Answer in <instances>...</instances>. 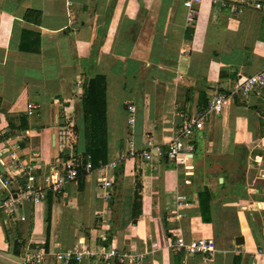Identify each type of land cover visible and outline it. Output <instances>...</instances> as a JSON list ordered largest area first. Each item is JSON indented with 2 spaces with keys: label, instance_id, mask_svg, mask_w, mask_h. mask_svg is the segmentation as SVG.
Instances as JSON below:
<instances>
[{
  "label": "crops",
  "instance_id": "0c3cea01",
  "mask_svg": "<svg viewBox=\"0 0 264 264\" xmlns=\"http://www.w3.org/2000/svg\"><path fill=\"white\" fill-rule=\"evenodd\" d=\"M263 67L264 10L232 14L202 0L187 24L182 0H0V147L17 146L40 173L69 157L95 168L123 155L107 199L92 171L79 188L73 182L36 204L22 200V221L0 212V264L39 247L41 264H58L53 255L79 237L90 249L138 258L83 254L67 264H264V89L228 99L204 121L190 136V167L154 150L173 136L177 112L202 109ZM98 77L104 120L94 136L82 91ZM29 102L37 107L28 115ZM102 144L92 162L87 150ZM7 171L0 165L1 177ZM19 180L0 188V200ZM177 236L212 238L216 250L207 259L186 252L172 245Z\"/></svg>",
  "mask_w": 264,
  "mask_h": 264
},
{
  "label": "built area",
  "instance_id": "2783aa9c",
  "mask_svg": "<svg viewBox=\"0 0 264 264\" xmlns=\"http://www.w3.org/2000/svg\"><path fill=\"white\" fill-rule=\"evenodd\" d=\"M202 0H182V5L186 8V23L191 24L196 15L197 6ZM212 4L217 3L221 8L228 10L232 14H239L245 9L255 11L264 10V0H209ZM264 89V67L257 72L240 76L233 86L227 92H216L207 98L204 107L194 113L187 114L183 111L177 112L178 123L173 136L166 142L164 148H154L158 156L164 157L166 160L176 165H182L188 168L185 163L193 149L190 136L203 128V123L211 114L219 113L226 101L237 95L259 94ZM37 107L35 103L29 102L26 106V114H31ZM126 109L129 113L127 122H132V106L127 105ZM146 148L141 150L140 155L148 159L152 143L146 142ZM18 148L15 145L0 147V165L8 168L7 175L0 178V188L6 190L12 182L14 176H20L16 193L12 194L7 190V195L0 200V212L5 220H23L21 214V201H30L32 204L40 202L46 192L53 195L63 194L65 186L77 182L80 174H88L92 171L96 173V183L103 191L102 197L108 198V190L113 183V172L117 166V162L123 158L122 154L112 161H109L99 167H93L86 158L69 157L51 167L45 173H40L37 166L31 162L22 161L18 155ZM34 157L36 156V150ZM129 155H133L135 151H128ZM264 192V189H263ZM177 202L180 203L185 199L184 195H177ZM172 245L178 249H183L190 253H199L204 258H210L215 252L216 246L212 238H197L184 241L181 236L175 237ZM100 255L102 259L116 258L118 262L124 259L135 261L138 255L131 251L117 249L116 247L105 248L98 246L96 249H90L84 246V239H77L76 247L70 250L58 251L53 258L58 264H67L71 260L80 261L81 256ZM46 253L43 248L37 249L24 248L17 264H41L44 261ZM264 257V254H263Z\"/></svg>",
  "mask_w": 264,
  "mask_h": 264
},
{
  "label": "trees",
  "instance_id": "16d2710c",
  "mask_svg": "<svg viewBox=\"0 0 264 264\" xmlns=\"http://www.w3.org/2000/svg\"><path fill=\"white\" fill-rule=\"evenodd\" d=\"M103 99H104V85L102 83V78L98 77L95 79H89L85 85L83 86L82 91V108L84 114L88 115V123L91 130V133L94 131L97 132L98 129H100L104 117H103ZM99 136V135H96ZM95 148H89L87 152L89 153V156L91 157V161L94 162L93 155L96 154H104V144H102V149H96ZM83 178V173L80 174L78 182V188L81 185V179ZM137 199V194H134V203Z\"/></svg>",
  "mask_w": 264,
  "mask_h": 264
},
{
  "label": "water",
  "instance_id": "95a60500",
  "mask_svg": "<svg viewBox=\"0 0 264 264\" xmlns=\"http://www.w3.org/2000/svg\"><path fill=\"white\" fill-rule=\"evenodd\" d=\"M242 242V238L240 236H237L234 238V243L235 244H240Z\"/></svg>",
  "mask_w": 264,
  "mask_h": 264
},
{
  "label": "rangeland",
  "instance_id": "374dc122",
  "mask_svg": "<svg viewBox=\"0 0 264 264\" xmlns=\"http://www.w3.org/2000/svg\"><path fill=\"white\" fill-rule=\"evenodd\" d=\"M0 178H1V176H0Z\"/></svg>",
  "mask_w": 264,
  "mask_h": 264
}]
</instances>
